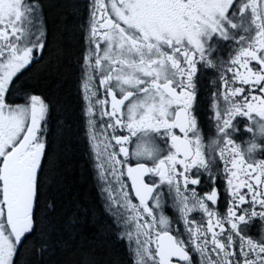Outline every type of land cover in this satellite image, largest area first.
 Instances as JSON below:
<instances>
[{
  "label": "snow or ice",
  "instance_id": "1",
  "mask_svg": "<svg viewBox=\"0 0 264 264\" xmlns=\"http://www.w3.org/2000/svg\"><path fill=\"white\" fill-rule=\"evenodd\" d=\"M237 117L256 152L264 0H0V264H264Z\"/></svg>",
  "mask_w": 264,
  "mask_h": 264
},
{
  "label": "flooded vegetation",
  "instance_id": "2",
  "mask_svg": "<svg viewBox=\"0 0 264 264\" xmlns=\"http://www.w3.org/2000/svg\"><path fill=\"white\" fill-rule=\"evenodd\" d=\"M235 47L236 44L234 40L229 39L217 43L216 37H213L206 44V49H211L209 55L212 59H217V58L227 59L229 54L234 52ZM211 78L212 77L210 75L206 77V82H210ZM206 116H207V104L205 103L204 105H202L200 118L202 122V130L205 135V138L207 139V136L213 132V129H211V127L209 126V122L207 121ZM233 123L235 128L237 129L235 135L233 136V139L236 143L240 144L242 148H244L247 145L246 142L251 138V134L248 131H246V127L250 124V121L246 117H237ZM256 143L260 145V148L256 152H254L253 155L257 159H264V136L257 137ZM207 190H208L207 185L202 186L201 189L202 193L203 191H207ZM219 191H220V199L216 207L218 212L223 213L225 211L223 184L220 185ZM166 211H168V214L170 216L174 215L171 209H166ZM193 215L196 218H199L201 214L194 213ZM262 225H264V222H262L259 217H254L252 218V220L241 224L239 228L245 230L246 234L250 238L260 240L262 237H264V227H262ZM125 248H126V242H125Z\"/></svg>",
  "mask_w": 264,
  "mask_h": 264
},
{
  "label": "clouds",
  "instance_id": "3",
  "mask_svg": "<svg viewBox=\"0 0 264 264\" xmlns=\"http://www.w3.org/2000/svg\"><path fill=\"white\" fill-rule=\"evenodd\" d=\"M261 137V136H260ZM249 144L246 145V147H244V152L245 154L248 155H253L254 152L249 153L248 152V148H249ZM205 148V151L208 150H218V144H217V137H211L207 142L206 145L203 146Z\"/></svg>",
  "mask_w": 264,
  "mask_h": 264
},
{
  "label": "trees",
  "instance_id": "4",
  "mask_svg": "<svg viewBox=\"0 0 264 264\" xmlns=\"http://www.w3.org/2000/svg\"><path fill=\"white\" fill-rule=\"evenodd\" d=\"M94 184H95V180L93 179V174L91 172H89L88 173V182L85 183V184H83V185H81L80 187H81V190H83V189H90V191L93 194H95L98 190L95 189L94 187H91ZM86 231H87V229H86ZM125 249L126 248L122 249V251H126Z\"/></svg>",
  "mask_w": 264,
  "mask_h": 264
}]
</instances>
